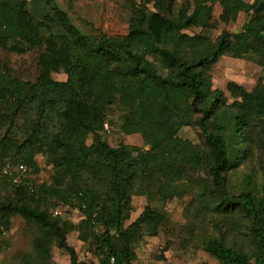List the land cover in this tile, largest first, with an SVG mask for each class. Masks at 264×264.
<instances>
[{
    "label": "trees",
    "instance_id": "16d2710c",
    "mask_svg": "<svg viewBox=\"0 0 264 264\" xmlns=\"http://www.w3.org/2000/svg\"><path fill=\"white\" fill-rule=\"evenodd\" d=\"M128 1V32L96 36L82 33L52 0H0V50L38 52L35 76L28 78L0 59V233L20 213L40 231L38 264L51 263L53 245L69 253L71 264H86L67 241L74 227L82 239L92 238L100 264L111 257L133 264L135 243L167 221L148 205L128 223L134 196L156 190L165 201L195 192L206 206L249 219L254 256L218 236L204 240L205 250L219 264H264V180L259 191L232 194L228 187V173L253 155L264 172V84L247 90L231 81L230 101L211 80L212 66L225 54L264 67V0H222L224 18L244 11L249 20L239 33L224 31L215 40L187 32L208 25L212 0H187L178 10L173 0ZM30 2L41 6V18L24 8ZM59 72L67 78L56 79ZM115 107L123 112L122 130L140 133L146 148L105 139ZM191 125L202 143L179 135ZM38 154L52 163L51 184H33L27 172L16 184V171L2 173L6 163L35 168ZM12 182L16 196H1ZM60 203L78 207L79 224L51 212Z\"/></svg>",
    "mask_w": 264,
    "mask_h": 264
},
{
    "label": "rangeland",
    "instance_id": "374dc122",
    "mask_svg": "<svg viewBox=\"0 0 264 264\" xmlns=\"http://www.w3.org/2000/svg\"><path fill=\"white\" fill-rule=\"evenodd\" d=\"M52 1L65 11L73 24L86 35L100 36L103 33L112 36L124 35L128 32L132 12L131 2L128 0ZM187 2V0H173V5L178 10ZM190 2L193 7L194 4ZM31 4V2L30 5L26 3L24 8L30 6L36 17L41 18L43 14L41 6L36 10L35 5ZM209 4L212 6V17L208 25L204 26L202 23L193 26L187 29L188 33L206 34L215 40L224 31L239 33L249 20L244 11H240L232 18H224L222 0H212ZM37 54L36 50L23 55L0 50V59L11 64L14 73L28 78L31 73L35 76ZM53 76L60 80L67 78L64 72L54 73ZM211 80L212 88L223 90L232 101L227 90L228 83L234 81L247 90H252L256 85L264 84V67L252 59L225 54L212 66ZM123 121L122 110L118 107L113 108L108 115L109 131L103 134L105 139L113 146L125 143L129 147L146 148L140 133L126 134L122 130ZM179 135L193 143H202L200 129L197 126H184L180 129ZM84 139L88 145L94 141L92 133H88ZM53 174L52 163L48 155L44 154L36 156L35 168L29 169L26 173L35 185L51 184ZM2 179L5 178L0 175V180ZM263 180L264 172L258 154L247 158L235 171L228 173V187L232 194H240L249 188L259 191ZM16 187L13 182L8 183L1 196H16ZM148 205L163 213L167 221L157 234L146 233L135 243L137 256L133 264H219L203 245L204 240L210 236H218L227 244L254 256L250 221L242 212L230 214L217 211L211 208L212 205L206 206L198 200L195 192L163 201L157 191L153 190L144 195L134 196V210L127 222L134 221ZM62 212V220H69L75 224H79L83 218L78 207L64 205ZM134 234L137 233L134 231ZM37 237H40V231L33 221H29L20 213L12 215L10 228L0 233V264H38L40 258L35 247ZM67 241L75 248L79 260L86 264H100L94 252L92 238L82 239L79 228L74 227L69 230ZM51 250L50 264H71L70 255L66 250L56 245H53ZM252 262L255 263V257Z\"/></svg>",
    "mask_w": 264,
    "mask_h": 264
},
{
    "label": "built area",
    "instance_id": "2783aa9c",
    "mask_svg": "<svg viewBox=\"0 0 264 264\" xmlns=\"http://www.w3.org/2000/svg\"><path fill=\"white\" fill-rule=\"evenodd\" d=\"M105 127L108 129V124H106ZM13 168L14 167L12 166L11 163H6L2 167V173L5 174V175H12L16 171L17 175H15V177H14V182L16 184H19L22 181V175L24 173L28 172L30 168L25 163H19V164H17V166L15 167L14 170H13ZM30 187H33V186L30 185ZM64 205L65 204H63V203H60V204L56 205L52 209L53 214L62 216L63 215L62 206L64 207ZM66 206H68V205H66ZM103 231H104V227L103 226L98 227L97 232H103ZM109 264H116L115 257H111V259L109 261Z\"/></svg>",
    "mask_w": 264,
    "mask_h": 264
}]
</instances>
